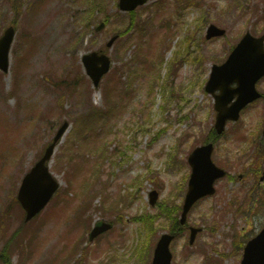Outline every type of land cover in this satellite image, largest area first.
<instances>
[{
  "label": "rangeland",
  "instance_id": "374dc122",
  "mask_svg": "<svg viewBox=\"0 0 264 264\" xmlns=\"http://www.w3.org/2000/svg\"><path fill=\"white\" fill-rule=\"evenodd\" d=\"M117 1L0 0V35L16 28L11 66L0 73V247L18 224L21 177L68 125L50 161L58 193L11 243L10 264H149L171 212L179 216L189 151L215 121L204 90L210 67L244 32L264 31V0H150L131 16ZM102 18L106 26L94 30ZM129 22L95 89L80 57ZM210 22L227 33L206 40ZM258 87L264 94V79ZM239 118L227 123L212 155L232 178L217 180L215 194L194 205L187 224L203 230L192 245L188 231L174 239L173 264H240L242 245L264 225V179L246 173L257 161L264 99ZM141 214L152 217L151 231L136 219ZM98 219L113 226L89 241Z\"/></svg>",
  "mask_w": 264,
  "mask_h": 264
},
{
  "label": "water",
  "instance_id": "95a60500",
  "mask_svg": "<svg viewBox=\"0 0 264 264\" xmlns=\"http://www.w3.org/2000/svg\"><path fill=\"white\" fill-rule=\"evenodd\" d=\"M144 0H120V6L123 9H131ZM210 33H220L222 30L217 29L211 25L208 29ZM209 33V34H210ZM14 29L8 27L0 37V68L6 70L8 62V50L12 42V35ZM113 37L108 45L114 40ZM261 38H252L249 34H246L241 42L235 47L229 61H233L236 66L247 69L248 62L252 59V56L260 54L262 52ZM251 47V48H249ZM97 58L102 62V65L97 69L92 67V58ZM84 63L88 69V74L91 76L94 84L96 85L102 73L107 71L109 68V58L105 55L97 56L95 52L89 55L83 56ZM90 64V65H89ZM90 68H89V67ZM236 69V68H235ZM93 71V72H92ZM238 72H242L240 69ZM237 106H234V111L230 114L224 115L222 111L216 123V129L221 130L224 125L226 117L235 118L237 115ZM67 127L66 123H63L59 128L58 132L54 136L53 142L49 144L44 155L36 163L34 167L28 172L27 175L22 179V184L18 190V198L27 210V218H30L35 212L39 211L45 202L51 197L55 188L57 187V181L54 180L51 173L49 172L45 162L49 160L53 147L60 139V135ZM212 149L211 144L204 145L203 147H197L192 151L189 157V163L193 165L191 178L189 180V190L186 194V199L183 205V212L181 216V222H184L186 211L188 207L194 202V200L202 194L212 193L213 185L212 182L216 177L223 175L224 173L214 166L210 161V151ZM155 197V196H153ZM110 227L109 223L99 222L90 232V238L97 235V232L106 230ZM195 231H192L190 240L193 238ZM172 236L163 234L158 240V243L154 249V257L151 264H170L171 253L168 250ZM245 251L242 257L241 264H264V227L261 231L245 245Z\"/></svg>",
  "mask_w": 264,
  "mask_h": 264
},
{
  "label": "trees",
  "instance_id": "16d2710c",
  "mask_svg": "<svg viewBox=\"0 0 264 264\" xmlns=\"http://www.w3.org/2000/svg\"><path fill=\"white\" fill-rule=\"evenodd\" d=\"M145 220H146V223H147V229H148V230H152V225H151V224H152V221H153V220H151V219H145ZM177 226H178L177 223H176V224H175V223L173 224V228H174V227H177ZM173 228H172V229H173Z\"/></svg>",
  "mask_w": 264,
  "mask_h": 264
},
{
  "label": "bare ground",
  "instance_id": "6f19581e",
  "mask_svg": "<svg viewBox=\"0 0 264 264\" xmlns=\"http://www.w3.org/2000/svg\"><path fill=\"white\" fill-rule=\"evenodd\" d=\"M95 95H98V92H96ZM113 138H114V137H112L111 139H113ZM117 140H119V139L117 138Z\"/></svg>",
  "mask_w": 264,
  "mask_h": 264
}]
</instances>
